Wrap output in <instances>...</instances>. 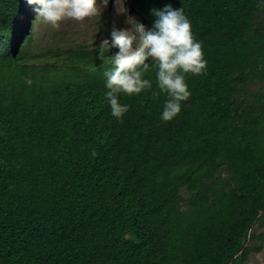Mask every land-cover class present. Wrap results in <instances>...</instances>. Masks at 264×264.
<instances>
[{"label": "trees", "instance_id": "1", "mask_svg": "<svg viewBox=\"0 0 264 264\" xmlns=\"http://www.w3.org/2000/svg\"><path fill=\"white\" fill-rule=\"evenodd\" d=\"M127 2L150 29L153 10L183 8L202 44L171 121L155 66L151 89L119 95L121 122L98 48L37 50L39 5L0 0V264H247L263 249L264 0Z\"/></svg>", "mask_w": 264, "mask_h": 264}, {"label": "clouds", "instance_id": "2", "mask_svg": "<svg viewBox=\"0 0 264 264\" xmlns=\"http://www.w3.org/2000/svg\"><path fill=\"white\" fill-rule=\"evenodd\" d=\"M30 5H39L34 11L37 19H42L54 29L59 30L65 20L82 22L87 18L100 15L102 7L109 0H27ZM156 20L151 30L130 18L131 29H118L113 26L112 40H103L98 46L99 59L110 63L113 68L104 73L106 77V96L110 101L111 114L121 118L129 111V106L119 102L121 93L128 96L139 95L152 88V82L144 75L155 66L156 82L160 92L168 95L162 112V120L171 121L181 112L182 102L191 95L185 74L200 75L205 72L207 61L203 47L193 33L189 19L183 8L174 9L171 5L155 9ZM117 47L119 52L105 56L110 48ZM148 61H151L149 63ZM30 85L31 80L26 79ZM159 96V92L154 93ZM92 155L96 152L93 150Z\"/></svg>", "mask_w": 264, "mask_h": 264}, {"label": "rangeland", "instance_id": "3", "mask_svg": "<svg viewBox=\"0 0 264 264\" xmlns=\"http://www.w3.org/2000/svg\"><path fill=\"white\" fill-rule=\"evenodd\" d=\"M98 3L102 5V0H98ZM34 17L31 22L34 47L37 50L47 52H56L68 47L78 46L97 49L100 43L111 35L113 26L118 29H131L133 25L128 23L130 18H134L151 30L149 24L130 9L127 0H109L107 6L102 7L100 15L87 18L82 22L75 20L62 21L59 30L54 29L42 19H37V14ZM112 51L119 52V48L112 47ZM250 90L251 92L264 90V83L256 82L251 85ZM183 193H185V189ZM259 232H264V229ZM247 264H264V241L262 251L253 253Z\"/></svg>", "mask_w": 264, "mask_h": 264}]
</instances>
